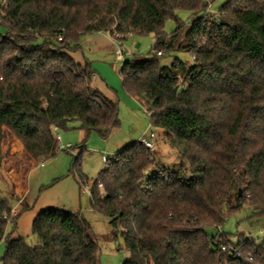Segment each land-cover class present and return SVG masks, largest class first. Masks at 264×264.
Listing matches in <instances>:
<instances>
[{"label":"trees","instance_id":"16d2710c","mask_svg":"<svg viewBox=\"0 0 264 264\" xmlns=\"http://www.w3.org/2000/svg\"><path fill=\"white\" fill-rule=\"evenodd\" d=\"M216 1L0 5V160L6 134L36 162L54 160L53 128L64 130L71 121L109 138L120 127L118 103L94 87L90 63L74 55L94 34L118 33L121 40L153 35V57L125 60L122 86L144 103L178 160L167 166L135 142L108 160L89 190L92 209L123 230L129 253L123 264H264V241L238 235L236 241H245L235 258L222 247L236 241L206 232L219 233L243 207L264 215V0H229L214 8ZM179 11L191 14L187 23ZM169 19L176 28L167 35ZM179 53L194 61L161 65L160 57ZM79 158L72 173L86 186ZM12 211L0 201L3 264H100L91 227L79 214L41 212L33 222L37 245L29 246L6 238Z\"/></svg>","mask_w":264,"mask_h":264},{"label":"rangeland","instance_id":"374dc122","mask_svg":"<svg viewBox=\"0 0 264 264\" xmlns=\"http://www.w3.org/2000/svg\"><path fill=\"white\" fill-rule=\"evenodd\" d=\"M3 1L0 0V5ZM227 1L229 0H217L214 8L221 7ZM190 15L187 11L177 13L184 23L188 22ZM175 28L174 19L166 21L164 30L167 35L175 31ZM4 31V28L0 27V34H4ZM125 37L126 39L121 40L122 38L118 39L108 32L87 36L82 39L80 50L74 55L78 61L90 63L95 77L98 78L96 87L103 95L118 103L120 127L109 138L105 139L96 132H89L88 129L83 130L78 121H71L66 129H59L58 134L61 136L62 146H71L72 151L58 148L54 160L36 162L25 153L18 140L6 134L1 145L0 201L7 200L13 210L12 218L6 225V238L23 239L29 246H36L37 238L33 234L35 218L43 211L59 209L79 214L89 223L91 236L98 246L100 264H123L129 257L121 234L123 230L114 225L108 217L92 209L89 190L106 168L102 157L111 159L120 150L148 136L151 131L156 134L154 152L159 149L163 164L173 166L178 156L166 143L163 131L151 127L150 119L144 113V103L125 94L120 75L125 61H118L115 56L118 47H122L133 53V57L126 60L141 61L152 58L153 35ZM138 44L140 47L136 48ZM175 59L192 63L190 55L181 53L160 57V63L170 67ZM82 144L85 145L83 152L79 149ZM78 156L86 186H81L77 175L72 173L74 161ZM254 213L250 207H243L228 218L221 232L233 241L238 235H242L253 238L258 244L262 243L264 215ZM206 232L209 236L219 234L217 229H207ZM6 244L5 240L0 244V264H3Z\"/></svg>","mask_w":264,"mask_h":264},{"label":"built area","instance_id":"2783aa9c","mask_svg":"<svg viewBox=\"0 0 264 264\" xmlns=\"http://www.w3.org/2000/svg\"><path fill=\"white\" fill-rule=\"evenodd\" d=\"M115 36H117L118 39L120 38H123V36H121L120 34L118 33H114ZM59 41H61V38H59ZM158 55H161V53H158ZM115 56L117 58L118 61H121L124 63V61L126 60V58H129V57H133V53H131L130 51H127L125 50L124 48L122 47H118V49L115 51ZM192 61H194V58L192 57L191 58ZM144 113L148 116V118H150V114L151 113H148V111L145 109L144 110ZM151 127H152V123L150 124ZM58 129L55 127L53 128V132L54 133H57V135L55 136L57 142H58V148L60 150H66V151H69L71 152L72 151V147L71 146H67V147H64L62 146L61 144V136L60 134H58ZM155 140H156V134L155 132L151 131L148 136H145L143 138H141L138 142V144L146 147V149L150 150L151 152H154L155 149H156V144H155ZM109 158H107L106 156H103L102 157V162L104 164H106L108 162ZM43 166V164L41 165V167ZM99 187L101 188L102 185L99 184ZM219 235L221 236L222 233L221 231H219ZM248 239L250 240L251 238L248 237ZM236 241V240H235ZM244 241L245 239H238L233 246H230V247H222V250H224V252L228 251V253L230 254V256H234L235 258H240L241 255L237 249V245H243L244 244Z\"/></svg>","mask_w":264,"mask_h":264},{"label":"crops","instance_id":"0c3cea01","mask_svg":"<svg viewBox=\"0 0 264 264\" xmlns=\"http://www.w3.org/2000/svg\"><path fill=\"white\" fill-rule=\"evenodd\" d=\"M77 60V59H76ZM97 77H95V80H94V84H95V88L96 89H98L96 86V81H97ZM99 90V89H98ZM156 154H157V156L160 158V159H162V153L159 151V149L156 151ZM43 167V166H42Z\"/></svg>","mask_w":264,"mask_h":264},{"label":"water","instance_id":"95a60500","mask_svg":"<svg viewBox=\"0 0 264 264\" xmlns=\"http://www.w3.org/2000/svg\"><path fill=\"white\" fill-rule=\"evenodd\" d=\"M138 47H140V46H139V44L137 45V47H136V48H138Z\"/></svg>","mask_w":264,"mask_h":264}]
</instances>
